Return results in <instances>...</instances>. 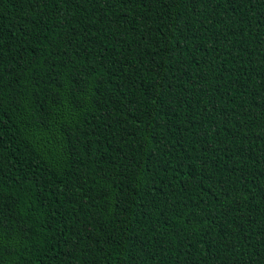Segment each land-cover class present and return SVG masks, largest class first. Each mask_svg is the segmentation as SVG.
<instances>
[{"label":"trees","instance_id":"trees-1","mask_svg":"<svg viewBox=\"0 0 264 264\" xmlns=\"http://www.w3.org/2000/svg\"><path fill=\"white\" fill-rule=\"evenodd\" d=\"M0 264H264V0H0Z\"/></svg>","mask_w":264,"mask_h":264}]
</instances>
